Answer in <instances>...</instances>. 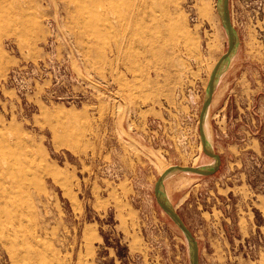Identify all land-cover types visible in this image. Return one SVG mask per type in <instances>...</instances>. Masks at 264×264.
I'll list each match as a JSON object with an SVG mask.
<instances>
[{"label":"rangeland","instance_id":"obj_1","mask_svg":"<svg viewBox=\"0 0 264 264\" xmlns=\"http://www.w3.org/2000/svg\"><path fill=\"white\" fill-rule=\"evenodd\" d=\"M125 1L93 27L74 0H0V264H190L154 190L215 162L199 122L229 47L220 0ZM230 12L207 121L220 169L163 186L201 264H264V0ZM154 120L188 137L166 160L138 139Z\"/></svg>","mask_w":264,"mask_h":264},{"label":"water","instance_id":"obj_2","mask_svg":"<svg viewBox=\"0 0 264 264\" xmlns=\"http://www.w3.org/2000/svg\"><path fill=\"white\" fill-rule=\"evenodd\" d=\"M221 5V15L224 23L225 30L228 35V51L225 55H223L220 60L215 65L214 70L212 71L208 93L204 101L203 109L200 115V134L201 140L203 144V150L205 155L215 160V167L213 169H204L202 167H183V166H173L167 171H165L158 179L155 185V198L159 207L163 210V212L175 223V225L184 233L186 238L190 244V264H199V246L196 238L194 237L191 230L187 227L181 216L178 214L176 209L167 202L162 196V189L164 180L169 176L171 172H182V173H191L200 176H212L216 174L221 166V157L214 153L212 149H209L206 135L204 133L203 127L206 119V115L211 106L212 100L215 96L216 86H217V77L218 72L222 66V64L235 53L237 48V35L236 31L232 24L231 12H230V0H220Z\"/></svg>","mask_w":264,"mask_h":264},{"label":"built area","instance_id":"obj_3","mask_svg":"<svg viewBox=\"0 0 264 264\" xmlns=\"http://www.w3.org/2000/svg\"><path fill=\"white\" fill-rule=\"evenodd\" d=\"M136 132V131H135ZM132 134L133 131L132 125ZM138 139L140 144L144 146H150L157 148L161 153V158L166 160V151H170L173 147L187 145L188 137L182 134L177 129L172 130L171 127L165 121H148L140 132H138ZM117 166L105 165L103 167V174L110 177L112 180L117 179L121 173L116 170ZM134 190H139L137 186H134ZM133 199L141 198V195H133Z\"/></svg>","mask_w":264,"mask_h":264},{"label":"bare ground","instance_id":"obj_4","mask_svg":"<svg viewBox=\"0 0 264 264\" xmlns=\"http://www.w3.org/2000/svg\"><path fill=\"white\" fill-rule=\"evenodd\" d=\"M124 2L125 4L126 3H129V2H126L125 0H74V4L77 6L76 8H78V11L86 18V22H88L87 24L90 23V25L92 24V26H98V24H102L104 22V16H106V11L107 9H110L111 7L112 8H116L120 3ZM123 3V4H124ZM124 4V6H125ZM121 5V4H120ZM119 8V6H118ZM127 8V4H126V7ZM123 7V9H125ZM219 8H220V13H221V5L219 4ZM112 10V9H111ZM116 11V10H115ZM78 13V14H80ZM110 12H108L109 14ZM120 13V12H119ZM117 14V13H116ZM121 16V15H120ZM75 17V16H74ZM119 17V15L117 16ZM109 19V17H107ZM124 18V16H123ZM120 18H118L119 20ZM77 20V19H76ZM111 22V21H110ZM122 22V21H121ZM80 23V22H79ZM86 24V23H85ZM84 23L81 25H85ZM104 24H106L104 22ZM108 24V23H107ZM112 24V23H111ZM113 25V24H112ZM89 26V25H88ZM91 26V27H92ZM102 26V25H101ZM108 26V25H107ZM92 27V28H93ZM125 27V26H124ZM87 28V26L85 27ZM99 28V27H98ZM103 28V27H102ZM101 28V29H102ZM112 28V27H111ZM83 29V27H81V30ZM124 29V28H123ZM105 30V29H104ZM113 30V29H112ZM89 32V31H88ZM92 32V31H90ZM89 32V33H90ZM86 33V32H85ZM92 34V33H91ZM104 34V33H103ZM102 34V35H103ZM86 35V34H85ZM89 36V35H87ZM91 36V35H90ZM94 36H96V34H93V38ZM97 38V37H96ZM99 38V37H98ZM102 38V37H101ZM89 39V38H88ZM233 55H231L221 66L219 72H218V77H217V82H218V78L222 75V73L227 69L228 65H229V62L231 61ZM234 59V58H233ZM227 71V70H226ZM208 113L206 115V119H205V122H204V127H203V130H204V133L206 135V138H207V142H208V147L209 149H212V146H211V141H210V134H209V129H208ZM211 128V126H210ZM212 134V133H211ZM202 148H203V144H202ZM211 166H208V167H202L204 169H213L216 165L215 162H213L212 164H210ZM196 168V167H195ZM170 169V168H169ZM167 171V170H166ZM175 172H171L169 174V177L174 175ZM187 174H191V173H187ZM162 196L163 198L169 202L164 190L162 189ZM170 203V202H169Z\"/></svg>","mask_w":264,"mask_h":264},{"label":"crops","instance_id":"obj_5","mask_svg":"<svg viewBox=\"0 0 264 264\" xmlns=\"http://www.w3.org/2000/svg\"><path fill=\"white\" fill-rule=\"evenodd\" d=\"M176 174H178V173H182V172H175ZM171 178H173V175L172 176H168L165 180H164V182L165 181H168L169 179H171ZM166 186V185H165ZM163 188H164V192L166 193V187H164L163 186ZM167 188H169V186H167ZM189 190V189H188ZM188 190L186 189V191H184V194L182 193V194H180L179 196H178V198H177V201H178V204H182L183 202H184V200L187 198V194L188 193H191L192 191L193 192H195V189H192V191H190L189 190V192H188ZM167 195V198H168V200H169V202H170V204L174 207V203L172 202V198H171V196L170 195H168V194H166ZM172 197H173V195H172ZM177 207H178V205H177ZM175 208V207H174ZM176 209V208H175ZM178 209V208H177ZM177 211V210H176ZM178 212V211H177ZM179 214V213H178ZM180 215V214H179ZM194 237H196L195 236V234H194ZM196 240H197V242H198V246L200 245V242H199V239L196 237ZM200 255V254H199ZM199 264H201L200 263V256H199Z\"/></svg>","mask_w":264,"mask_h":264}]
</instances>
